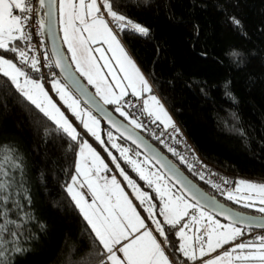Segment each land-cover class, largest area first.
<instances>
[{
  "label": "trees",
  "instance_id": "obj_1",
  "mask_svg": "<svg viewBox=\"0 0 264 264\" xmlns=\"http://www.w3.org/2000/svg\"><path fill=\"white\" fill-rule=\"evenodd\" d=\"M110 2L118 14L147 29L142 35L119 28L117 36L204 161L233 186L236 177L264 181V0ZM2 54L41 78L15 54ZM53 77L59 79L55 69L49 80ZM115 105L107 107L119 116ZM136 129L208 194L260 215L239 209L141 127ZM76 151L77 142L0 74V166L9 173L0 178H15L5 206L11 209L7 219L15 223L7 224L0 237V264H81L85 256L89 264L99 263V242L65 190L75 172ZM165 228L167 252L175 262L188 264L177 250V226Z\"/></svg>",
  "mask_w": 264,
  "mask_h": 264
},
{
  "label": "snow or ice",
  "instance_id": "obj_2",
  "mask_svg": "<svg viewBox=\"0 0 264 264\" xmlns=\"http://www.w3.org/2000/svg\"><path fill=\"white\" fill-rule=\"evenodd\" d=\"M44 3L45 0H40L41 7L44 6ZM54 3L55 0H48L49 10L45 13L46 16L51 17L53 15L52 5ZM102 7L107 15L111 17L112 22H115L121 30L128 29L147 35L146 28L114 11L110 0H102ZM14 10H19L20 14H14ZM30 11L31 8L28 6L27 0H0V74L7 77L27 101L34 105L44 117L52 121L56 129L63 132L71 141L78 143L79 152L75 164L76 175L72 176L71 183L65 185V190L83 215L84 220L91 227L95 241L99 242V247H96L95 251V255L99 257V264H174L166 255L162 242L153 234V231L149 230L145 219L141 217L137 208L133 206L132 201L124 193L116 177L113 176L109 180L100 176V172L106 170L108 166L87 140H80L77 127H74L64 112L57 107L45 91L44 86L39 81L32 79L12 59L5 58L2 54L13 53L21 64L27 65L33 71L38 72L40 70L37 67L39 61L35 57H29L28 52L20 48L17 43L31 40V36L25 31L29 16L24 15V13ZM100 13L101 7L97 5V0H87V2L86 0H79L78 4L73 3V0H59L60 23L64 32L63 40L71 53L72 63L76 66L75 71L79 72L81 76L87 79L89 84L96 88V95L100 97L104 104H116L121 96L126 95L119 78L114 76V81L117 87L120 88V96L115 95L111 85L105 81L101 66L92 55L89 44L102 41L108 45V51L112 53V59L117 62L120 72L123 73V79L127 81V87L132 89L133 95H139L140 91H150L146 80L128 57L109 24L105 21L104 16ZM39 24L41 29L45 27L44 20H40ZM49 29H51V26H49ZM84 33H87V36ZM96 51L100 52L101 59H104L103 50L97 48ZM55 63L56 67H60L64 72L65 79L79 87L78 83L72 78L69 68L63 65L62 57L59 54H57ZM103 67L109 68V75L113 74L107 59H105ZM53 88L56 89L60 99L64 101L86 132L103 144L97 131L99 122L96 118L90 112L81 111L79 101L70 95L66 86L54 82ZM151 99L159 105L155 97H151ZM147 107L148 102L145 101V110H147ZM159 109L163 113V107L159 106ZM116 111L125 119H128V115L119 107L116 108ZM163 114L167 117V113ZM156 118L160 119V116ZM168 122L170 123V119ZM129 123L135 128L142 127L136 120H129ZM112 125L118 131H121L120 125L115 121H112ZM121 134H127L129 138H132V131L129 129H124ZM109 137H111V133H109ZM133 142L137 143V140L133 139ZM112 146L119 147L115 143ZM127 151V149L122 150L121 156L132 165L140 179L146 181L149 187L156 185L155 191L162 205L159 207L158 212L163 217L164 224L172 226L180 224L183 217L188 215L189 208L195 209L199 214V218L197 216L192 217L194 224H199L204 218H207L208 225L203 231L199 227L195 228V233H198V235L188 236L185 234L186 229L192 231L187 223L176 233L180 239L177 250L188 260H197V253L199 257L208 256L210 253L216 252L230 242L235 241L237 237L242 236L241 229L235 227V224L243 223V221L234 220L230 224L222 225L219 221L214 220L210 214L197 207L199 198L193 192V187L185 184L172 168L168 169L169 173L172 177H175L178 183L183 185L186 193H190L196 199V204L189 203L182 196L173 197L170 195L167 185L161 186L158 183L163 177L146 172L139 163L127 157ZM169 151L177 155L173 149L170 148ZM152 159L159 160V157L153 153ZM181 160L183 162V157H181ZM113 163H116L115 157H113ZM160 163L162 167H168L163 161H160ZM14 167H19V165H14ZM116 167L120 169L118 163ZM188 167L191 170L192 165H188ZM120 175L132 188L133 194L140 201L141 206L150 201L148 194L141 191L134 181L129 179L123 169H120ZM8 176L9 173L0 166V177L6 178ZM153 176H155V180ZM101 179L104 180L103 183H100ZM14 180V177L12 180L0 178V218H4V223L0 224V237H2L3 232L8 231L7 224L15 223L7 219V213L11 209L5 207L11 197L8 189L12 186ZM224 182L228 183L226 180ZM77 185L80 187L87 186L93 198L91 203L85 200L84 195L77 189ZM241 185L246 190L255 191L260 203L264 204V184L256 185L239 181L236 191L241 190ZM227 198L229 200L236 199L230 192L227 193ZM13 206L19 207V202L13 201ZM250 206L245 204V207ZM155 208L156 205L148 203L145 211L148 212V217L155 224V232L163 237V243L167 244L169 241L165 230L161 222L154 217L153 210ZM258 211L264 213V207L259 208ZM219 214L224 215L226 219L229 218L226 213ZM260 226L264 227V224ZM11 234L16 235L15 233ZM16 251L22 250L16 249ZM3 255L4 253L0 252V256ZM81 264H89L87 256L82 258ZM203 264H264V236L257 237L255 241L234 244L230 249L204 260Z\"/></svg>",
  "mask_w": 264,
  "mask_h": 264
},
{
  "label": "rangeland",
  "instance_id": "obj_3",
  "mask_svg": "<svg viewBox=\"0 0 264 264\" xmlns=\"http://www.w3.org/2000/svg\"><path fill=\"white\" fill-rule=\"evenodd\" d=\"M87 2V0H86ZM100 2L102 3V0H97V5L99 7H101V15L104 16V14L102 13V4L100 5ZM74 3V2H73ZM76 4L79 3V0L75 1ZM104 10V9H103ZM107 18H109V16L106 13ZM105 18V16H104ZM105 21L107 22L106 18ZM78 25V22H77ZM110 27V26H109ZM60 30V29H59ZM113 31V34L116 36L117 34ZM63 32V31H62ZM85 36H87V33H84ZM117 40L120 41V39L116 36ZM102 41H97L96 43H92L94 44V49H93V53L96 54L97 59L100 58V60H102V64L105 61V50L103 48H101V45L99 44ZM91 44V43H90ZM89 44V45H90ZM90 48L92 49V47L90 46ZM100 48L103 50V54H104V59H101V54L100 52H97L96 49ZM112 57V53L110 52ZM69 58V57H68ZM70 60V58H69ZM73 68L75 69L76 66L75 64L72 63V61L70 60ZM115 64V68L112 67V65L109 63L113 74L109 75V68L106 67H102L104 71H102L105 81L110 84L111 86H115V89L117 87L116 82L114 81V76L118 77L119 80L121 78H123V73L120 72V69L117 65V62L114 60ZM101 63V62H100ZM100 66H103L101 64H99ZM21 68V67H20ZM30 68V67H28ZM23 69V68H22ZM25 72L28 73V75L34 79L39 81L43 86L45 91L48 93L49 97L53 100V102L57 105L58 108H60V110L62 112H64L65 116L69 119L70 122L73 123L74 127H77L78 132L80 133V140H87L88 143L92 146V148L97 152V154L100 156V158L104 161V163L108 166L106 170H103L100 172V176L103 178L106 177H116L117 182L120 184V186L122 187V189L124 190V193L129 197V199L132 201L133 206L137 208V211L141 214V217L145 219V223L148 226L149 230L153 231V234L158 238V240H163V237H160L159 234L157 232H155V224L152 223V219L148 217V212L145 211V208L148 206V203L154 204L156 205V208L153 210L154 211V217L155 219L159 220L161 222L162 227L165 230V233L167 234V230H166V226H171V225H167L163 223V217L159 215L158 209L159 207H161V201L160 198L157 196V193L155 191V187L156 185H153L152 187H149V185L147 184L146 181L141 180L140 176L138 175V173L133 169L132 165L129 164L122 156H121V151L124 149H127V157L130 158L131 160L136 161L137 163H139L141 165V167H143L146 172H148L149 174H155V176H161L163 177V179L161 181H159L158 183L161 184V186L163 185H167V188L169 189L170 195H172L173 197L176 196H182V194L180 192H178L176 190V188L159 172V170L148 160L146 159L139 151H137L135 148H133L132 146L122 143L118 140L117 136L112 133L111 131H108L106 129L103 128L102 123L100 121V119H98L95 115H93V113L88 110L85 106H83L80 101L70 92V90L67 88L68 92L70 93V95L79 101V106L82 112H90L92 114V116H94L96 118V120L99 122L98 126H97V131L100 135L101 141H103V144L100 141H97L95 139V137L91 136L90 134H88L86 132V130L83 128V126L80 124V122L76 119L75 116L72 115L71 110L68 109L67 105L64 103V101H62L60 99L59 94L57 93L56 89L53 88V83L54 82H58L60 85L65 86L57 77H53L49 80V85L44 84V81L41 80V78H34L32 75H30L29 70L24 68L23 69ZM77 72V71H76ZM79 75L80 73L77 72ZM81 76V75H80ZM81 78L84 80V82L87 84V86L91 89V91L96 95V89L93 85L89 84L87 79L83 76H81ZM115 90H113L114 92ZM97 96V95H96ZM127 96H132V95H127ZM99 99L100 97L97 96ZM137 97V96H135ZM101 100V99H100ZM102 101V100H101ZM103 102V101H102ZM104 103V102H103ZM108 105V104H106ZM119 107L123 112H125L128 115V119H125L124 116H121L119 112L116 111V108ZM114 110L117 114H119V116H121L122 118H124L126 121L129 122V120H135L129 113L128 111L125 109V107L121 106L120 104L116 103ZM160 115H159V114ZM158 116H160L159 121L163 124V126H168L170 123H172V118L171 115L168 114L164 109H163V113H167V117L164 116V114L162 112H160V109H158ZM153 114V113H152ZM154 117L156 116V114H153ZM170 119V123L168 122V120ZM131 124V123H130ZM132 125V124H131ZM133 126V125H132ZM109 133H111V137H109ZM113 143H115L116 145H118L119 147H113ZM78 152H79V145L77 143V151H76V161L78 159ZM111 155H110V154ZM113 157L116 158V163H113ZM89 163H91V161H89ZM120 165V169H123L125 174L129 177V179L133 180L134 183L136 184V186L143 192H146L148 194V196L150 197V201L146 202L145 205L141 206L140 205V201L136 199L135 195L133 194V190L132 188L127 184V181L124 180L123 176L120 175V169H118L116 167V164ZM76 164V162H75ZM109 174H108V172ZM74 175H76V172H74ZM155 176H153V179L155 180ZM79 178V177H78ZM82 179V178H79ZM107 179V178H106ZM235 182H234V186L232 188V191L230 193H232V195L236 198L234 200H230L231 202H233L234 204H236L239 207V209L242 210H246V211H256L257 214L263 215L264 213H261L258 211L259 208L264 207V204L260 203L259 197L257 195V193L255 191H249L246 190L244 188L243 185H241V190L240 191H236L237 188V183L239 181H244L247 183H252V184H256V185H261L264 184V181L262 180H253V179H248V178H243V177H236L234 178ZM104 182L103 179L100 180V183ZM77 189L82 193L85 194V188L86 185L83 187H80L79 185L76 186ZM173 188V189H172ZM174 190V191H172ZM229 193V192H227ZM227 193L223 194L224 198H227ZM185 200H187L184 196H182ZM229 200V199H228ZM188 201V200H187ZM92 202V200H91ZM189 203H191L190 201H188ZM193 204V203H191ZM245 204H249L251 205L250 207H245ZM198 207V206H197ZM244 208V209H243ZM204 211V210H203ZM206 212V211H205ZM207 214H210L208 212H206ZM214 220H217L220 222V224L222 225H227L228 223H225L219 219H217L216 217H214L212 214H210ZM193 216H197L199 218V214L195 209L189 208L188 209V215L183 217V219L181 220L180 224L181 226L179 227V229L184 225V224H189V227L192 229V231H189L188 229L185 230V234L188 236H195L198 235V233H195V228L199 227L201 228V230L203 231L207 225H208V221L207 218H204L199 224H194L192 222V217ZM236 227V226H235ZM203 228V229H202ZM239 228V227H238ZM241 231L243 232V229L240 228ZM177 230V229H176ZM246 241V240H245ZM230 243H235V241H232ZM229 243V244H230ZM162 246L165 248L164 243H162ZM230 246V245H228ZM222 253V252H220ZM219 253V254H220ZM215 255V254H213ZM216 256V255H215ZM214 257V256H213ZM212 258V257H211ZM203 264V263H201Z\"/></svg>",
  "mask_w": 264,
  "mask_h": 264
},
{
  "label": "water",
  "instance_id": "obj_4",
  "mask_svg": "<svg viewBox=\"0 0 264 264\" xmlns=\"http://www.w3.org/2000/svg\"><path fill=\"white\" fill-rule=\"evenodd\" d=\"M38 13L41 20H44L45 27L42 29V35L46 48L48 50L49 57L54 66L56 74L62 83L70 90V92L80 101V103L90 110L93 115H95L100 121L107 126L116 136L121 140L125 141L127 144L139 151L146 159H148L162 175L184 196L188 201L196 204L197 201L192 197L190 193H186L183 189V185L178 183L175 177H172L169 173V168H172L177 176L193 187V192H195L196 197L199 198V208L212 214L217 219L225 222L232 223L234 220L243 221V223L235 224L239 228H251V229H264L261 224H264L263 215H254L246 213L235 208H232L223 202L219 201L214 196L208 194L203 190L195 181H193L183 170H181L165 153H163L159 148H157L152 142H150L141 132L134 126L123 120L121 117L117 116L111 111L87 86L81 76L73 68L62 43L59 25H58V0L52 5L53 15L51 17L46 16L45 13L49 10L48 0H45L44 6L41 7L40 0L37 2ZM40 9L42 12H40ZM51 26V29H49ZM57 54L62 57V63L65 67L69 68L72 78L78 83L79 87L72 84L70 81L65 79V74L60 67H56ZM112 121H115L120 125L121 131H118L112 125ZM124 129H129L132 131V138H129L127 134L122 135L121 132ZM133 139L137 140V143L133 142ZM153 153L159 157V160L152 159ZM160 161H163L168 167H162ZM219 213H226L228 219L224 215Z\"/></svg>",
  "mask_w": 264,
  "mask_h": 264
},
{
  "label": "built area",
  "instance_id": "obj_5",
  "mask_svg": "<svg viewBox=\"0 0 264 264\" xmlns=\"http://www.w3.org/2000/svg\"><path fill=\"white\" fill-rule=\"evenodd\" d=\"M28 6L31 8L30 12L24 13L29 16L25 31L31 36L30 41L20 42L21 48L28 52L29 57H35L39 63L37 67L40 69L38 72L41 75V79L47 84L49 76L54 71V66L46 48V44L43 39L42 29L40 28L39 21L40 16L38 13V0H27ZM107 23L110 28L117 34L119 27L115 22L110 21L105 10L102 9ZM123 104L125 109L133 116L137 123L142 125V129L148 133V135L165 149H173L177 155L169 151L181 162L183 157V164L187 167L192 165L191 170L208 185L213 187L219 193H227L232 191L233 182L229 177L220 174L216 169L210 167L201 155L198 153L194 144L186 136L184 130L180 124L173 119L172 123L168 126H162L157 123L153 117L145 110V105L142 97L126 96L124 97ZM228 181L225 183L224 181ZM239 240L255 241L257 237L264 236V229H251L244 228ZM99 264V263H98Z\"/></svg>",
  "mask_w": 264,
  "mask_h": 264
},
{
  "label": "crops",
  "instance_id": "obj_6",
  "mask_svg": "<svg viewBox=\"0 0 264 264\" xmlns=\"http://www.w3.org/2000/svg\"><path fill=\"white\" fill-rule=\"evenodd\" d=\"M75 1L76 0H73V2L75 3ZM102 3L100 2V5H101ZM14 14H16V15H18V14H20L19 13V10H14ZM58 25H59V31H60V36H61V40H62V43H63V45H64V47H65V49H66V51H67V54H68V57L70 58V60L72 61V57H71V53L68 51V46H67V44H65L64 43V40H63V37H64V32H62L63 30H62V25H61V23H60V16H59V0H58ZM117 36V35H116ZM118 37V36H117ZM120 42V44H121V46L124 48V50H125V52L127 53V55H128V57L133 61V63L135 64V66H136V68L139 70V72H140V74L144 77V79L146 80V82H147V84H148V86H149V89H150V91H140V94L139 95H133V93H132V89L131 88H129V87H127V81L126 80H124L123 78H121L120 80H119V82L121 83V85L124 87V90H125V92H126V95H123V96H121L120 97V100H119V102H118V104H120L121 105V103H123V100H124V97H126L127 95H132V96H137V97H142V99H143V102H144V105H145V101H147L148 102V107H147V111L149 112V114L153 117V119L157 122V123H159L160 125H162L163 126V124L159 121V119H157L156 117L158 116V109H159V106H162L163 107V109L168 113V114H170L169 113V111L167 110V108L165 107V105L163 104V102L161 101V99L158 97V95L155 93V91L153 90V88H152V86H151V83L149 82V80L146 78V76L143 74V72L141 71V69L139 68V66L136 64V62L134 61V59L132 58V56L129 54V52L127 51V49L124 47V45L121 43V41H119ZM19 45V47H20V42H17ZM100 45H101V48H103L104 50H105V59H107L108 60V62L112 65V67H116L115 66V62H114V60L112 59V57H110L111 56V54H110V51H108V45L107 44H105V43H103V42H100L99 43ZM89 46H91L92 47V51H93V49H94V44H90ZM92 55L95 57V59H96V62L98 63V64H101V65H103L102 64V60H100V58H98L97 59V56H96V54H94L93 52H92ZM101 62V63H100ZM105 62V61H104ZM103 66H101V71H104L103 70V68H102ZM50 83V82H49ZM96 89V88H95ZM111 89H112V91L113 90H115L114 91V93H115V95L116 96H120V88L119 87H116V89H115V86H111ZM151 97H155L156 98V100L159 102V105H157L152 99H151ZM156 114V116L154 117V115L153 114ZM158 113V114H157ZM160 115V114H159ZM171 118H172V116H171ZM108 172V171H107ZM160 172V171H159ZM108 174H109V172H108ZM162 174V173H161ZM74 175V174H73ZM107 179H111V177L109 176V177H106ZM70 183H71V180H70ZM101 183H103V182H101ZM121 187V186H120ZM122 188V187H121ZM173 189V188H172ZM172 191H174V190H172ZM85 193L87 194V195H85V194H83L84 195V198H85V200H87L89 203H91V200L93 199L92 198V195H91V193L89 192V190H88V188H87V186H86V188H85ZM177 226V230H176V233L179 231V227L181 226V224H178V225H176ZM91 228V227H90ZM203 229V228H202ZM177 236V235H176ZM178 237V236H177ZM239 238L240 237H237L236 238V240H235V243L234 244H239V243H241V242H248V241H245V240H239ZM178 239H179V237H178ZM159 241H161L162 242V239L161 240H159ZM163 243V242H162ZM179 244H180V239H179ZM233 243H230V244H228V245H230V246H228V245H225L223 248H221V249H218L216 252H213V253H210L208 256H205V257H199V254L197 253V256H198V258H197V260H195V261H193V260H188L186 257H184L183 256V254L181 253V255H182V257H184L185 259H186V261H188L189 263L188 264H201V263H203V261L204 260H207V259H209V258H211V257H213V256H215V255H217V254H219L220 252H223L224 250H226V249H230L233 245H234ZM163 247V246H162ZM165 253H166V255H168L169 256V258H170V260H172L173 262H174V264H179V262H175L174 260H173V258L170 256V254L167 252V250H166V248H165ZM213 254H215V255H213Z\"/></svg>",
  "mask_w": 264,
  "mask_h": 264
}]
</instances>
